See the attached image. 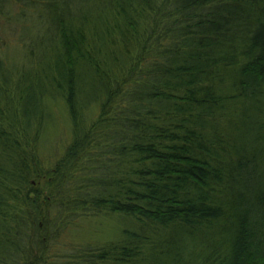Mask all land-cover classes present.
I'll return each mask as SVG.
<instances>
[{
	"label": "trees",
	"instance_id": "1",
	"mask_svg": "<svg viewBox=\"0 0 264 264\" xmlns=\"http://www.w3.org/2000/svg\"><path fill=\"white\" fill-rule=\"evenodd\" d=\"M108 216L68 264H264V0H0V264Z\"/></svg>",
	"mask_w": 264,
	"mask_h": 264
},
{
	"label": "rangeland",
	"instance_id": "2",
	"mask_svg": "<svg viewBox=\"0 0 264 264\" xmlns=\"http://www.w3.org/2000/svg\"><path fill=\"white\" fill-rule=\"evenodd\" d=\"M6 40L12 45L8 48V51L11 53V55L17 57L20 55L22 58L24 53L16 50L18 49V46L14 47L13 38L7 36ZM56 110L60 113V115H62V108L61 112L59 107ZM51 113L53 117V126L50 130V135L48 137V141L45 142V145L49 149V146H52V150L44 148L43 153H50L51 151L54 152L53 155H49L51 158H53L52 163H54L55 160L63 155L66 146L69 144L71 136L68 132L70 128L67 117L62 115V122L61 117L57 116L54 111ZM58 132L61 133L57 138ZM120 228L121 221L117 216L100 217L93 219L90 222L82 221L79 226L67 229L61 234V243H63V245L58 249L56 253L57 260L52 262V264H68L65 259L69 255V251L71 249V245L67 246L68 244L73 243V246L104 244L109 242V240L113 241V239H116L119 236Z\"/></svg>",
	"mask_w": 264,
	"mask_h": 264
}]
</instances>
